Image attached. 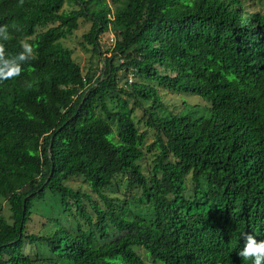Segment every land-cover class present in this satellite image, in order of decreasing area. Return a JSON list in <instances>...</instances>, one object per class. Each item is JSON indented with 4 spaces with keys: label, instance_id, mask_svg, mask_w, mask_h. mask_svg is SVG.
<instances>
[{
    "label": "trees",
    "instance_id": "16d2710c",
    "mask_svg": "<svg viewBox=\"0 0 264 264\" xmlns=\"http://www.w3.org/2000/svg\"><path fill=\"white\" fill-rule=\"evenodd\" d=\"M69 1L0 0V264H147L135 248L154 264H252L238 253L264 241V0ZM80 19L94 54L115 36L99 76L61 43ZM121 71L142 82L121 88ZM158 86L209 106L174 113ZM40 208L50 234L29 232Z\"/></svg>",
    "mask_w": 264,
    "mask_h": 264
},
{
    "label": "rangeland",
    "instance_id": "374dc122",
    "mask_svg": "<svg viewBox=\"0 0 264 264\" xmlns=\"http://www.w3.org/2000/svg\"><path fill=\"white\" fill-rule=\"evenodd\" d=\"M260 0H246V6L249 8L251 12H257L259 9ZM78 6L75 3H70L69 0H66L65 5L63 7V10L70 11L74 8H77ZM56 24H50L47 27H40L37 29V32H44L48 28L52 26H57ZM91 28V23L85 21L84 19L79 20V28L76 30L73 35L68 37L65 40H62L61 43L63 46L70 48L73 51V58L75 61L81 66L83 74H86L87 72L95 73V76H99L101 72L103 71L104 66V59L106 57L111 56V52H108L113 45H112V37L113 32L105 33L100 37V48L101 52L104 55H97L94 54L91 50V47L88 46L87 50L86 48L82 47L81 43L83 41V36L85 33H87ZM117 64L122 63L121 60H118L116 62ZM130 76H132V73L125 74L124 71H121L119 73L120 82L119 86L121 88L131 89L130 86ZM133 81L135 82H142L141 79L137 78L133 74ZM127 82H129L127 84ZM158 90L160 92V95L162 97L163 103L168 107V109L174 113H187L189 110H191L192 106H200L205 107L209 106V103H207L201 96L193 94V93H178L173 92L170 90H167L165 88L159 87ZM131 105L133 106L134 100H130ZM149 103H146V106H149ZM189 106V107H188ZM134 119L135 122L138 124L139 130L147 131L148 132V138H147V145H149L152 141L155 139L156 131L153 129H150L147 127V124L145 122H140L141 118L143 117V112L141 110H137L134 113ZM153 154H147L146 158L143 160L142 165L144 167L145 172L148 174V172H151L152 166H153ZM187 184L191 186L190 178L187 179ZM69 185L73 187L74 189L81 188L84 191L91 192L89 187L86 183L83 182L82 178L78 179H72L69 182ZM126 184L118 187L113 186L111 189L107 191L108 195L114 199L116 202V198H119L121 200H126L127 196V190L125 188ZM136 192V191H135ZM140 191L136 192V194L140 195ZM52 207H57V203L54 204V201H50L47 203V210H50ZM2 209V210H1ZM0 210L3 212V214L9 219L10 211H9V205L5 200H0ZM137 212L142 213V209L138 208ZM58 212L57 210H54V214L56 215ZM43 209L40 208L39 211H35L33 220L31 223H29V232L35 233V234H50L54 231L55 227L54 224L48 223L46 216L44 215ZM31 246L26 245V251H30ZM32 250V249H31ZM136 252L145 260L147 264H154L151 257L147 254V252L143 248H135Z\"/></svg>",
    "mask_w": 264,
    "mask_h": 264
},
{
    "label": "clouds",
    "instance_id": "9594fccd",
    "mask_svg": "<svg viewBox=\"0 0 264 264\" xmlns=\"http://www.w3.org/2000/svg\"><path fill=\"white\" fill-rule=\"evenodd\" d=\"M238 255L245 260H251L252 264H264V241L258 243L253 235H247L246 244Z\"/></svg>",
    "mask_w": 264,
    "mask_h": 264
},
{
    "label": "built area",
    "instance_id": "2783aa9c",
    "mask_svg": "<svg viewBox=\"0 0 264 264\" xmlns=\"http://www.w3.org/2000/svg\"><path fill=\"white\" fill-rule=\"evenodd\" d=\"M115 42H116V40H115V36L113 35V37H112V45H114Z\"/></svg>",
    "mask_w": 264,
    "mask_h": 264
}]
</instances>
